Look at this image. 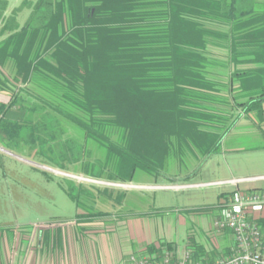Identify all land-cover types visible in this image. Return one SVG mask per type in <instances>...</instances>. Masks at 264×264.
Segmentation results:
<instances>
[{
  "label": "trees",
  "instance_id": "trees-1",
  "mask_svg": "<svg viewBox=\"0 0 264 264\" xmlns=\"http://www.w3.org/2000/svg\"><path fill=\"white\" fill-rule=\"evenodd\" d=\"M258 5V0H39L25 26L17 25L5 41L19 53L27 36L33 47L42 33H49L39 42L36 61L25 66L27 75L43 65L67 95L80 97L79 105L90 115L88 125L99 130L107 124L119 127L125 148L113 145V150L121 161L127 160L134 175L142 156L163 161L173 145L171 136L193 143L207 155L217 152L221 135L204 130L210 108L205 105L206 92L226 91L236 108L243 106L245 113L256 112L263 119L264 0L260 12ZM216 39L226 42L236 67L240 57L247 58L241 62L247 67L236 68L227 83L217 81L222 75L209 72L212 61L206 53L217 45ZM42 45L49 59L40 56ZM14 100L0 105V145L12 151L23 144L32 148L42 140L41 128L33 126L28 136H21L31 120L15 119L10 112L16 108L29 113V106ZM145 135L158 139L163 149H146ZM73 190L70 186L66 192L80 205ZM91 215L85 220L96 216ZM187 249L197 262L213 263L217 258L194 238H189ZM147 250L150 258L160 259L176 248L163 243Z\"/></svg>",
  "mask_w": 264,
  "mask_h": 264
},
{
  "label": "rangeland",
  "instance_id": "rangeland-1",
  "mask_svg": "<svg viewBox=\"0 0 264 264\" xmlns=\"http://www.w3.org/2000/svg\"><path fill=\"white\" fill-rule=\"evenodd\" d=\"M38 1L0 0V105L15 102L14 98L23 100L29 106V113L16 108L10 112L15 119L31 120L21 130V136H28L33 126L41 128L42 132V140L32 148L26 144L13 146L10 148L13 152L0 145L26 160L0 151V226L30 229L48 224L56 228L52 232L57 234L58 226L63 228L76 218L86 221L85 216L89 214L96 215V222H102L109 216L176 214L178 210H186L189 211L184 214L187 217L190 213H205L208 222L204 216L196 217L201 222L199 226L192 225L191 232L199 241L215 248L221 243H218V231L200 229L207 223L211 228L214 216L217 219L228 214L231 193L235 191L228 181L258 179L241 183L239 189L264 190V179H260L264 177V135L261 132L264 119L256 112L245 113L243 106L236 108L226 91L206 92L205 105L210 108L206 111L209 122L205 121L204 130L221 135L215 147L217 152L207 155L193 143L171 136L169 143L173 145L162 162L158 156H142L140 171L130 175L127 160L121 161L119 153L113 150V145L125 148L122 144L125 134L119 127L107 124L101 131L99 127L88 125L90 115L79 105L80 97L67 95L62 83L49 77L43 65L39 71L32 69L27 75L25 66L36 61L39 42L49 33H42L33 47L29 44L30 35L27 36L19 53L13 51V43L10 47L6 44L5 40L17 25L19 29L25 26ZM258 2L256 9L260 12L263 0ZM71 27L70 21L67 31ZM62 31L63 27L60 33ZM216 43L206 53L212 61L209 72L222 75L217 81L227 83L236 68L247 67L241 63L247 58L240 57V65L236 67L231 62V53L224 47L226 42L216 39ZM44 47H40V56L49 59ZM142 144L146 149H163L158 139L151 137L150 140L146 135ZM70 186H74L80 205L67 194ZM166 186L170 189H162ZM206 209L208 211H201ZM180 227L177 239L180 246H184L191 232ZM80 229L77 225L72 227V231ZM53 242L60 241L56 238Z\"/></svg>",
  "mask_w": 264,
  "mask_h": 264
},
{
  "label": "crops",
  "instance_id": "crops-1",
  "mask_svg": "<svg viewBox=\"0 0 264 264\" xmlns=\"http://www.w3.org/2000/svg\"><path fill=\"white\" fill-rule=\"evenodd\" d=\"M262 123L261 132L264 135V120ZM175 179L171 178L173 182ZM162 189L170 188L166 186ZM185 212L189 211L119 218L109 216L102 222H96L94 218L80 222L76 218L67 224L69 226H58L57 234L52 232L56 228L48 224L35 225L30 229L26 226H0V264H126L131 256L150 257L147 250L150 245L159 247L163 243H172L176 251L183 252L187 250L189 238H194L207 251H215L217 258L213 257L214 262L228 256L225 252H231L234 246L232 235L229 232L216 234L220 240L218 243H221L211 247L191 232L193 226H199L201 222L196 217H205V213H190L192 217H187ZM215 219L216 216L211 219V228L207 223L200 230L213 231ZM73 225L81 227L79 232L72 231ZM189 225L193 226L189 229ZM180 226L191 232L184 246H180L177 239ZM56 238L60 242L54 243Z\"/></svg>",
  "mask_w": 264,
  "mask_h": 264
},
{
  "label": "built area",
  "instance_id": "built-area-1",
  "mask_svg": "<svg viewBox=\"0 0 264 264\" xmlns=\"http://www.w3.org/2000/svg\"><path fill=\"white\" fill-rule=\"evenodd\" d=\"M255 180L258 179L228 181L235 188L231 193L228 214L213 221V229L218 233L229 232L232 235L234 246L230 255L213 263H202L194 260L191 250H175L165 251L160 259L131 256L126 264H264V190L239 189L241 183Z\"/></svg>",
  "mask_w": 264,
  "mask_h": 264
},
{
  "label": "water",
  "instance_id": "water-1",
  "mask_svg": "<svg viewBox=\"0 0 264 264\" xmlns=\"http://www.w3.org/2000/svg\"><path fill=\"white\" fill-rule=\"evenodd\" d=\"M2 150H3V151H2ZM0 151L5 152V153H8V154L11 155V156H14V157H16V158H19V159H21V160L26 161L25 159H22L21 157L16 156L15 154L11 153L10 151L5 150L3 147H0Z\"/></svg>",
  "mask_w": 264,
  "mask_h": 264
},
{
  "label": "bare ground",
  "instance_id": "bare-ground-1",
  "mask_svg": "<svg viewBox=\"0 0 264 264\" xmlns=\"http://www.w3.org/2000/svg\"><path fill=\"white\" fill-rule=\"evenodd\" d=\"M1 147V146H0ZM3 151V150H2ZM58 171V170H57ZM83 179V178H82ZM135 188V187H134Z\"/></svg>",
  "mask_w": 264,
  "mask_h": 264
}]
</instances>
